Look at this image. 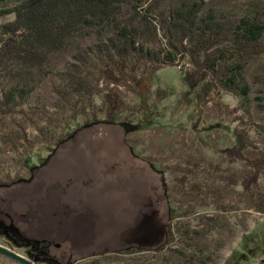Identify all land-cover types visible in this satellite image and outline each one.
Returning a JSON list of instances; mask_svg holds the SVG:
<instances>
[{"label": "rangeland", "instance_id": "obj_1", "mask_svg": "<svg viewBox=\"0 0 264 264\" xmlns=\"http://www.w3.org/2000/svg\"><path fill=\"white\" fill-rule=\"evenodd\" d=\"M23 1L0 0V14L5 13L0 23L11 21L13 16L7 12ZM193 1L149 0L144 7L132 9L122 19L124 25H129V33L142 18L153 22L158 30L153 41L143 34L131 35L137 48H143L149 54L156 71L135 86L137 91L118 89L128 109L111 123L123 127L125 145L130 146L134 158L128 166L121 167L123 173L129 179L138 177L134 185L144 184L151 176L145 189V215L142 223L139 222L140 206L138 201H132L136 193L129 188L130 204L122 208L134 209L135 214L128 227L123 221H115L119 219L116 216L108 215L112 216V225L104 220L107 215L98 217L104 221L101 229L94 231L95 238H85L90 231L84 230L81 233L84 242L76 248L61 247L62 242L57 238L65 236L58 237L60 232L55 233L61 225V174L58 171L49 173L47 184L42 183L43 188L34 186L31 189L33 202H21L18 198L24 199L29 191H23L19 196L16 191L32 188L34 172L46 167L54 156L53 141L66 138V131L85 120L83 116L70 119L77 98L72 100L64 96V92L71 80H84L92 88L93 98L86 101L85 106L86 115L94 121L89 102H94L98 108L102 106L106 89L103 70L109 61V51L105 48L103 51L101 46L107 44L108 38L117 40L118 37L110 29L101 31L100 26L93 25L78 43L55 57L47 67L26 71L15 65L0 73V103L6 101L7 95H16L14 102L3 107L7 113H0V182L5 183L0 186V246L34 264H264V54L245 56L243 61L221 60L217 65L216 73L220 72L218 77L223 78L222 67L225 69L241 62V85L244 83L248 89L245 96L228 90L208 97L203 87L207 82L217 79L219 90L225 89L211 70L210 62L209 68L203 70L212 76L196 87H187L185 78L197 70L192 54L188 52L183 60L185 52L161 26L164 17L169 18L175 10H189ZM197 2L203 4L199 19L228 18L264 28V0ZM132 15H137L138 21L130 22ZM260 41L264 45V35ZM185 44L186 48L191 47L189 40ZM226 48L237 52L230 44L222 43L206 57L217 56L216 51ZM256 78L262 80L258 82ZM209 88L213 89L212 86ZM198 90L202 91V101L196 97ZM22 91L25 92L23 98L20 97ZM242 103L247 105L248 113L243 112ZM20 108L34 112L36 117L24 119L17 114ZM56 126L67 128L60 131ZM88 126L64 139L59 147L65 150L75 136L84 135L83 138L88 140L91 131L96 132L100 146H111L115 141L116 132L111 126L108 128L102 123ZM241 132L244 149L239 151L240 154L249 160H260L258 185L250 186L248 191H245L243 181L253 173V168L226 151L239 144ZM9 135L16 137L6 144L2 139ZM82 147L90 151L94 145L89 142ZM117 169L110 168L107 173L115 178ZM179 178H185V181L180 183ZM9 183L12 185H6ZM154 183L156 185L149 188ZM112 186L117 190L111 194L114 201H123L122 196L116 195L126 194L128 189L117 185L115 180ZM157 190L160 192L156 195ZM13 196H17L13 198L15 201L9 199ZM16 201L15 210L11 206ZM23 204L26 210L33 208L40 215L39 219L44 218L43 228L31 229L29 223L17 219V214L25 210ZM43 206L47 211L50 209L48 215L41 214ZM118 206L121 204L111 206L114 214ZM20 239L26 244L23 245ZM131 248L137 252L122 253ZM63 250L69 253L63 255ZM0 264L18 263L0 256Z\"/></svg>", "mask_w": 264, "mask_h": 264}, {"label": "trees", "instance_id": "obj_2", "mask_svg": "<svg viewBox=\"0 0 264 264\" xmlns=\"http://www.w3.org/2000/svg\"><path fill=\"white\" fill-rule=\"evenodd\" d=\"M149 0H24L11 11L7 12L13 16L11 21L0 23V73L7 71L12 66H19L21 69L31 71L47 67L55 57L66 53L69 48L78 43L90 27L100 26L101 31L110 29L117 38H108L107 44L101 46L108 52L109 61L105 64L103 76L105 81V92L103 94L102 106L96 107L94 102H89L91 115L94 121H90L86 115L85 102L93 98V92L90 85L84 80H71L67 83L64 96L77 101L72 105L71 120L83 116V123L76 125L70 131H66V138H71L78 131L88 128L90 124L95 123H114L118 116L125 110L127 105L118 92L119 88L124 87L137 91L136 85L141 83L142 79H148L156 71L153 69L151 58L143 48H137L132 42L131 35H145L153 41L158 36V30L153 22L147 18H142L137 27L129 33L122 19L129 15L132 9L138 10L144 7ZM201 3L193 1L187 11L175 10L170 13L169 18H163L161 28L170 37H174L180 47L185 52L182 59L185 60L187 53L192 54L193 64L197 69L195 72L188 74L186 79L187 87H196L202 80L212 76L206 70L208 63H212V71L215 77L219 69L217 66L221 60L229 59L231 61L242 60L245 56H257L264 54V45L260 41L264 35V28L243 21H234L228 18H203L199 19L198 15L202 8ZM4 14H0V19ZM130 22L138 21L137 15H132ZM128 19V20H129ZM187 40L190 41L191 47L186 48ZM227 43L237 50L233 53L229 48L216 51L217 56H210L213 48L219 44ZM136 46V47H135ZM250 52H245V50ZM115 50V52L113 51ZM102 51V52H103ZM105 53V52H103ZM202 57L203 60H200ZM243 61V60H242ZM182 65L181 63H179ZM183 67V65H182ZM241 62L231 67L221 70L223 78L218 77L224 90H219L217 79L207 82L205 91L207 96L213 93L230 92L245 96L248 92L246 86L241 85L242 77ZM224 79V80H222ZM262 78H256L260 82ZM257 83V82H256ZM212 86L213 89L209 88ZM208 89V91H207ZM243 93H240V92ZM202 91L198 90L196 97L201 101ZM25 92L20 93L23 98ZM16 95L11 93L6 96V101L0 103V113H7L3 108L14 102ZM207 101V100H206ZM248 113L247 105L242 103ZM17 114L24 119H31L30 116L36 117L34 112L20 108ZM61 131L67 127L56 126ZM243 132L238 135L239 144L229 150L227 153L238 161H243L253 168V173L243 181L245 191L258 185L261 176L259 167L260 160H249L242 156L239 151L244 149ZM15 135L3 137L2 141L6 144L12 142ZM64 138V139H66ZM7 139V140H6ZM12 139V140H11ZM64 139L53 141V151L59 149ZM225 151V152H226ZM180 183L185 178L178 179ZM5 183L0 182V186ZM6 185H12L11 183ZM251 186V187H250ZM23 245L26 244L23 240ZM137 249L131 248L122 251L123 254L136 253Z\"/></svg>", "mask_w": 264, "mask_h": 264}, {"label": "crops", "instance_id": "obj_3", "mask_svg": "<svg viewBox=\"0 0 264 264\" xmlns=\"http://www.w3.org/2000/svg\"><path fill=\"white\" fill-rule=\"evenodd\" d=\"M102 125H106V127L111 126V130L113 129V131L116 132L115 141L111 144L112 149L110 145H104L105 147L100 146L101 143L97 142L99 137H96V132L91 131L88 140L83 138L84 135H80L79 138L75 136L72 141L67 143L68 145L65 146V150L59 147V149L55 151L54 156L51 157V160L46 167L34 172L35 181L30 186L32 188L28 189L23 187L16 191L18 196L23 193V191H29L24 199L22 196H19L18 198L21 202H33L34 194L30 192L32 191L31 189H33L34 186L43 188L42 183L45 181V184H47V178L51 171L56 170L59 174H61V178L59 179L61 180V225L58 226L57 232H55L56 234L60 232L58 237L65 236L61 237V239L57 238L62 242L61 247H78L79 244L84 242L82 240L83 237L81 236V233L84 230L90 231L85 238L93 240L95 235H97L94 231L101 229L100 225L103 224L104 220H106L107 224L112 225V216L118 217L119 219H115V221L118 220V223L123 221V224H127L126 227H128V224L132 221L134 218L133 215L135 214L134 209L131 210L128 208L127 210H124L122 208L123 205H125L126 208L130 204L129 188H133L132 192L136 193L133 195L134 198L132 197V201H138L137 205L140 206L138 216L141 217H138V221L141 222L143 214L145 215V189L147 187V180L150 179L151 176L150 178L144 180V184H135L138 188L135 187L134 183L138 177H132L130 180L123 173L124 170L121 168L122 166H128L129 163H132L130 161L134 159L130 146L125 145L123 127L117 124L111 125L102 123ZM89 142L94 145V148L87 151L83 149L82 146L88 144ZM123 146L125 147L123 148ZM142 157L144 160L146 159L145 156ZM55 167L56 169H52ZM113 167L118 168L115 172V178L107 173V170H110V168ZM95 168H99V170L94 171ZM152 177L154 180L157 178L154 176ZM123 179H125L124 182ZM157 179V181H160V178ZM113 180L116 181L117 185L125 186L128 189L126 194L119 193L116 195L117 197L122 196L123 198V201L118 203L114 201L115 197L111 196V194L117 192V190L112 186ZM155 185V183L154 185H149V188L154 187ZM140 186L143 187L140 188ZM159 192L160 190H157L156 195L159 194ZM15 197L13 196L9 199H13ZM157 201H159V198ZM114 203L117 205L121 204V206H118L116 214L111 211V206H113ZM23 205L22 209L25 207V210L24 212L20 211L21 213L17 214V219L20 218L21 222L24 224L29 223L32 227L31 229L38 230L40 229L39 227L43 228L44 218L41 217L42 219H39L40 215L34 212L33 208H31V210H26V205ZM11 207L16 210L17 201L15 205ZM107 209L109 210L108 212ZM42 210L41 214L43 216L45 214L48 215V212H50V209L48 208L47 211V207L45 206L42 207ZM106 215V219L98 220V217H104ZM96 223L97 225H95ZM52 231L55 237L54 229ZM68 253V250H63L61 254L66 255Z\"/></svg>", "mask_w": 264, "mask_h": 264}, {"label": "water", "instance_id": "obj_4", "mask_svg": "<svg viewBox=\"0 0 264 264\" xmlns=\"http://www.w3.org/2000/svg\"><path fill=\"white\" fill-rule=\"evenodd\" d=\"M0 256L5 257V258L7 257L8 259L13 260L14 262L18 264H34L31 261L26 260L21 255L11 252L10 250L2 246H0Z\"/></svg>", "mask_w": 264, "mask_h": 264}, {"label": "flooded vegetation", "instance_id": "obj_5", "mask_svg": "<svg viewBox=\"0 0 264 264\" xmlns=\"http://www.w3.org/2000/svg\"><path fill=\"white\" fill-rule=\"evenodd\" d=\"M6 231H7V229H6ZM9 233L13 235V233H12V232H9ZM13 237H15V236H13ZM32 254H33V255H35V256L37 255V254H36V251H33V253H32ZM41 257H42V258H44L43 256H41Z\"/></svg>", "mask_w": 264, "mask_h": 264}]
</instances>
